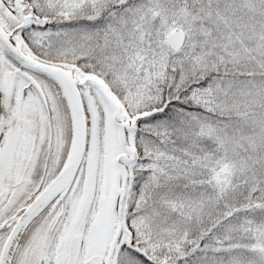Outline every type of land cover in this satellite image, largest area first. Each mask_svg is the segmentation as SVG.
I'll return each instance as SVG.
<instances>
[{
  "label": "snow or ice",
  "instance_id": "1",
  "mask_svg": "<svg viewBox=\"0 0 264 264\" xmlns=\"http://www.w3.org/2000/svg\"><path fill=\"white\" fill-rule=\"evenodd\" d=\"M0 264H264V0H0Z\"/></svg>",
  "mask_w": 264,
  "mask_h": 264
}]
</instances>
